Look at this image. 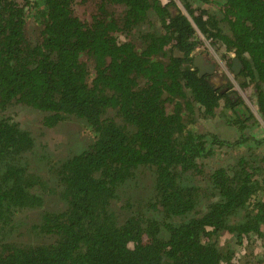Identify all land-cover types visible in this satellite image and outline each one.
Segmentation results:
<instances>
[{"label":"trees","instance_id":"trees-1","mask_svg":"<svg viewBox=\"0 0 264 264\" xmlns=\"http://www.w3.org/2000/svg\"><path fill=\"white\" fill-rule=\"evenodd\" d=\"M92 1L87 18L74 0H0V264H236L217 239L246 248L263 236L264 158L205 170L217 150L247 144L254 115L193 58L220 43L230 67L233 52L264 118V0ZM139 26L141 47L129 39ZM15 107L37 112L39 129L82 120L93 141L64 159L36 156ZM196 110L242 133L198 132L185 121ZM127 194L123 206L135 205L119 220L110 206ZM51 197L58 211L27 221L42 241L9 238L17 216Z\"/></svg>","mask_w":264,"mask_h":264},{"label":"rangeland","instance_id":"rangeland-1","mask_svg":"<svg viewBox=\"0 0 264 264\" xmlns=\"http://www.w3.org/2000/svg\"><path fill=\"white\" fill-rule=\"evenodd\" d=\"M167 1L168 0H162V2ZM93 2L94 1L92 0H87L84 3L81 0H74L73 7L76 9L78 14L88 18L91 10L93 9L91 5V3ZM193 2H197V0H193ZM181 9L184 10L183 8ZM144 28L145 26H142V28L141 26H139L138 29H135L132 32L131 37L129 38L131 41H133V43L138 45L137 47H141L139 45L141 42L139 34L141 32V29ZM26 29L27 36L32 41H34L36 38V34L33 33L32 21L28 22ZM127 39L128 38H125L123 35H119V40L126 41ZM199 54L203 56V59L207 61V64L211 63L214 66L213 72L207 74L208 80L213 79V82L219 84H225V81L226 83L228 81H231L237 88L241 99L247 104L249 108L252 109L254 115L253 118L246 117L244 119L246 120V122L244 123L245 126L242 132L248 138L247 144L231 148H221L217 150L212 156H209L202 161L203 167L206 171H211L216 167H225L229 169L230 166L234 165L240 157L249 158V161L251 159H257L256 164H258L261 157L264 158V118L259 115L257 110L252 106V101L256 99L254 90L252 89V87H249L245 90L239 88L238 83L241 82V80L234 77L235 74L233 70L230 69L231 66L229 67L227 65V63L231 61L223 57L225 54V49L220 43H216L214 44V46L208 45L203 51H201L200 49L194 51V56ZM230 54L231 53H228V56H231ZM14 110H18L16 116L21 124L24 127L33 130L36 135V156L49 153L53 156L52 159H64L73 152L77 153L83 149H86L93 141L92 133L88 128L86 129L84 127V123L82 120L66 121L67 123H60L50 129H39L37 112L29 113L27 110L18 109L17 107H15ZM230 111L231 110L229 108L225 112ZM191 120L194 130L198 132H217L220 134V137L222 139L234 140L239 136L240 133H242L237 128H233L230 126H221V124L218 123L219 120L216 117L202 116L197 110L195 114L192 115V117H189V115H187L185 119V121L188 122ZM252 153H255L253 154V157ZM130 183L131 185H134L133 181H131ZM143 184V187H146V189L141 190L140 194H143L141 198L145 199L144 201H146L151 195L152 179L150 175L143 182ZM129 195L130 194H127L118 198L117 200L112 201L110 210L114 212V215H116L119 220L125 218L129 211H131L132 207H134L135 205V203H132V206H130V208L123 206ZM201 205L204 206V203ZM61 206L62 203H60V199L58 198H44L43 206L33 209H27L25 210L24 214H20V216H17L18 222L9 234V238L11 236L17 235L22 242L36 243L42 241V234L38 233L36 230L29 229L28 223L38 222V216L42 209L56 212ZM261 228L263 236H257L255 241L252 242V245L246 248L238 247L235 243V240L232 239L233 236L227 233L220 234L217 242L221 245V248H224V250H227L228 248L233 251L234 258L232 262H236V264H258V258H261L260 255H262L263 252L261 244L264 240V225Z\"/></svg>","mask_w":264,"mask_h":264},{"label":"water","instance_id":"water-1","mask_svg":"<svg viewBox=\"0 0 264 264\" xmlns=\"http://www.w3.org/2000/svg\"><path fill=\"white\" fill-rule=\"evenodd\" d=\"M204 59L201 54L195 55L193 58V65L199 68L200 76L204 75L205 73H212L214 70V66L211 63L204 64ZM241 63L237 57L233 58L231 69L233 70L234 74H237L240 71Z\"/></svg>","mask_w":264,"mask_h":264},{"label":"flooded vegetation","instance_id":"flooded-vegetation-1","mask_svg":"<svg viewBox=\"0 0 264 264\" xmlns=\"http://www.w3.org/2000/svg\"><path fill=\"white\" fill-rule=\"evenodd\" d=\"M204 63H206L207 64V61H205L204 60ZM195 67V66H194ZM195 68H197V72H198V74H199V68L198 67H195ZM231 69V68H230ZM205 74H209V73H205ZM200 76V75H199ZM212 83H213V79L212 80H210ZM215 84H219V83H216V82H214ZM225 83H226V81H225Z\"/></svg>","mask_w":264,"mask_h":264},{"label":"clouds","instance_id":"clouds-1","mask_svg":"<svg viewBox=\"0 0 264 264\" xmlns=\"http://www.w3.org/2000/svg\"><path fill=\"white\" fill-rule=\"evenodd\" d=\"M229 53H231V54H230L231 57L235 58L233 52H229ZM203 63H204V62H203Z\"/></svg>","mask_w":264,"mask_h":264}]
</instances>
